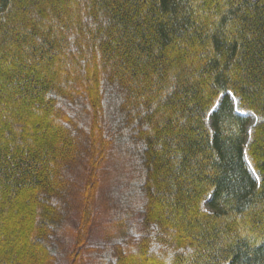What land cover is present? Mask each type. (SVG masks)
<instances>
[{"label": "trees", "instance_id": "obj_1", "mask_svg": "<svg viewBox=\"0 0 264 264\" xmlns=\"http://www.w3.org/2000/svg\"><path fill=\"white\" fill-rule=\"evenodd\" d=\"M109 103L144 202L93 264H264V0H0V264H64L73 214L86 264Z\"/></svg>", "mask_w": 264, "mask_h": 264}, {"label": "rangeland", "instance_id": "obj_2", "mask_svg": "<svg viewBox=\"0 0 264 264\" xmlns=\"http://www.w3.org/2000/svg\"><path fill=\"white\" fill-rule=\"evenodd\" d=\"M108 112L112 125L116 126L115 130L118 132V136L113 148V156L106 166L105 180L97 192L96 208L100 215L96 216V224L91 230L88 240L86 264H93L97 260L109 258L110 248L113 249V245L109 243L108 246L105 237L106 229H109L112 223L121 218H126L136 224L139 218L132 216L131 213L132 211L137 213L142 211L144 202L141 189L144 181V169L139 152L127 129L123 126V119L119 115L116 105L113 108V104L109 103ZM245 116L249 118L251 126L256 123L255 116ZM77 223L75 215H70L61 235L60 241L63 248H61L60 256L64 260V264L68 263L67 248L74 242L73 231L77 227Z\"/></svg>", "mask_w": 264, "mask_h": 264}]
</instances>
